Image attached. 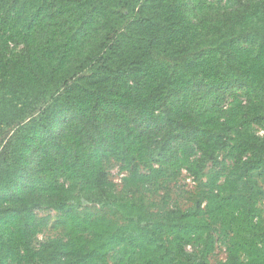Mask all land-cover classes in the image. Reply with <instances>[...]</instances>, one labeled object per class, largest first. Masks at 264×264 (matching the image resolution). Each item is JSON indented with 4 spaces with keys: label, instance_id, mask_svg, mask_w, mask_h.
Wrapping results in <instances>:
<instances>
[{
    "label": "trees",
    "instance_id": "trees-1",
    "mask_svg": "<svg viewBox=\"0 0 264 264\" xmlns=\"http://www.w3.org/2000/svg\"><path fill=\"white\" fill-rule=\"evenodd\" d=\"M254 125L264 0H0V264H104L112 252L120 264H212L219 229L228 254L216 264H264ZM197 153L223 168L189 211L148 217L110 180L115 160L124 191L144 196L184 166L199 177ZM85 203L129 224L74 208ZM45 211L64 236L38 240Z\"/></svg>",
    "mask_w": 264,
    "mask_h": 264
},
{
    "label": "rangeland",
    "instance_id": "rangeland-1",
    "mask_svg": "<svg viewBox=\"0 0 264 264\" xmlns=\"http://www.w3.org/2000/svg\"><path fill=\"white\" fill-rule=\"evenodd\" d=\"M213 3L218 4L219 0H209ZM242 100H245L244 97L241 96ZM235 100V95H229L227 99L225 100V103L223 104V107L225 109L231 107L233 105V102ZM254 132L264 137V127L262 126H253ZM203 156L201 153H197V155L192 156L191 161L198 163V165H203V171L201 172V175L199 177L195 175H191V173L188 172L186 169L187 167H182L180 173L178 176L173 179L171 182H167L164 180H160L157 184L153 185L152 187H149L147 191V195L140 196L137 194L136 196H133L132 194L126 193L125 190V178L129 176V171L125 168V165L122 163H118L117 161H113L110 168V180L117 185L118 192L122 193V198L126 200H130L131 204L136 203L139 206H144V212L148 217L151 216H161L163 215L167 210L180 208L184 211H189L193 205L194 201L197 198L202 197V192L206 189H201L204 186V183H207V181L213 177L219 170L223 168V164L226 166H232L234 165V158H232L229 154V150L222 151L219 155V161L222 163V165H214L210 161H204ZM122 164V165H121ZM142 171L149 172L147 168H142ZM257 178L260 181V185L264 189V175L257 172ZM203 178V180L199 181V178ZM157 180H154L155 182ZM152 182V183H153ZM203 182V184H202ZM224 183V178L221 179L219 184ZM143 203V204H142ZM207 202H204L203 208L206 206ZM259 206L261 208V217H256L254 220V223L256 226H258L261 222L264 221V200H262L259 203ZM78 212L83 214H92V215H106L107 218L112 220L114 223H120L124 225H128V220L123 219V215L119 212L115 213V210H101L98 206L93 204H80L74 207ZM136 209H139L138 207H133ZM38 219L44 220V226L42 230L40 231V234L38 235V240H48L49 238L53 237H61L64 236V233L66 231H63V228L58 227L56 228L55 225L58 224L59 219L61 218L60 214L56 211H45V212H39L37 213ZM207 217V216H206ZM211 217V216H208ZM207 217V219H208ZM212 219H208L210 222ZM213 227V230H215ZM214 238H215V244L213 252L210 255V261L212 264H216L219 261L225 262L227 260V254H228V240L227 235L225 234V231L223 232L222 229H219V231H214ZM186 248L188 251H200L203 250V243H189L186 245ZM116 253L112 252L108 255L107 261L104 264H120L116 260ZM241 258L245 262L247 257L245 253H241ZM127 264V263H125Z\"/></svg>",
    "mask_w": 264,
    "mask_h": 264
}]
</instances>
